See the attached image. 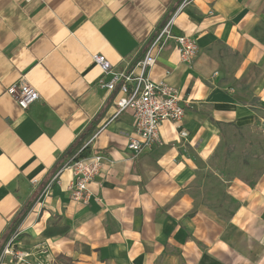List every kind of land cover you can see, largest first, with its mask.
Masks as SVG:
<instances>
[{"label": "crops", "instance_id": "obj_1", "mask_svg": "<svg viewBox=\"0 0 264 264\" xmlns=\"http://www.w3.org/2000/svg\"><path fill=\"white\" fill-rule=\"evenodd\" d=\"M184 1L0 0V258L18 234L16 250L34 262L264 264V171L224 182L218 195L201 179L227 131L264 121V0ZM170 20L199 54L184 64L171 40L150 77L192 105L134 158L133 118L117 115L92 57L126 70ZM23 79L40 94L27 110L5 94ZM89 142L87 154L111 163L88 203L73 200L68 171L46 195Z\"/></svg>", "mask_w": 264, "mask_h": 264}, {"label": "built area", "instance_id": "obj_2", "mask_svg": "<svg viewBox=\"0 0 264 264\" xmlns=\"http://www.w3.org/2000/svg\"><path fill=\"white\" fill-rule=\"evenodd\" d=\"M192 0H185L182 8ZM173 20L166 23L153 37L144 58L126 70H116L105 56L92 57L94 64L102 70L99 86L114 94L117 115L130 113L134 123L133 136L129 138L128 150L134 158L151 150L160 141L162 125L165 122H180L192 103L184 102L178 89L165 82L151 80V71L156 66L158 56L169 41H175L180 60L191 65L199 54L198 43L188 36H176L172 30ZM6 95L14 99L19 107L27 110L40 100L39 92L25 79L8 88ZM90 142L79 152L71 156L59 169L53 181L45 189L49 194L54 185L61 184L60 176L68 171L73 179L68 188L74 201L88 203L89 185L102 175L104 168L111 163L110 158L102 152L87 154ZM18 234L14 235L6 246L0 261L7 256L16 258L17 264H52L38 259L32 261L33 255L16 250ZM46 253L38 248V255Z\"/></svg>", "mask_w": 264, "mask_h": 264}, {"label": "rangeland", "instance_id": "obj_3", "mask_svg": "<svg viewBox=\"0 0 264 264\" xmlns=\"http://www.w3.org/2000/svg\"><path fill=\"white\" fill-rule=\"evenodd\" d=\"M241 96L247 101L253 98L249 93ZM256 101L255 98L251 103L254 105ZM258 123L253 129H232L225 133L222 149L209 162L211 169L201 177L210 185L208 190L225 194L224 182L254 178L264 171V121Z\"/></svg>", "mask_w": 264, "mask_h": 264}, {"label": "trees", "instance_id": "obj_4", "mask_svg": "<svg viewBox=\"0 0 264 264\" xmlns=\"http://www.w3.org/2000/svg\"><path fill=\"white\" fill-rule=\"evenodd\" d=\"M70 156H72V154H71ZM24 217H25V213L22 215V217H20V218L15 222L16 224H15V227H14V229H13V231H12V234H13L15 228H17V227L20 225V223L22 222V220L24 219Z\"/></svg>", "mask_w": 264, "mask_h": 264}]
</instances>
